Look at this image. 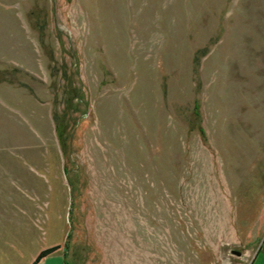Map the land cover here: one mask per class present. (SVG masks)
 Segmentation results:
<instances>
[{
	"label": "rangeland",
	"instance_id": "374dc122",
	"mask_svg": "<svg viewBox=\"0 0 264 264\" xmlns=\"http://www.w3.org/2000/svg\"><path fill=\"white\" fill-rule=\"evenodd\" d=\"M58 246L264 264V0H0V264Z\"/></svg>",
	"mask_w": 264,
	"mask_h": 264
},
{
	"label": "trees",
	"instance_id": "16d2710c",
	"mask_svg": "<svg viewBox=\"0 0 264 264\" xmlns=\"http://www.w3.org/2000/svg\"><path fill=\"white\" fill-rule=\"evenodd\" d=\"M60 249V247H53V248H49L44 250L43 252L40 253V255L37 257L36 261L33 264H40V262L45 259L46 257H48L49 255L54 254L55 252H57Z\"/></svg>",
	"mask_w": 264,
	"mask_h": 264
},
{
	"label": "crops",
	"instance_id": "0c3cea01",
	"mask_svg": "<svg viewBox=\"0 0 264 264\" xmlns=\"http://www.w3.org/2000/svg\"><path fill=\"white\" fill-rule=\"evenodd\" d=\"M43 252V251H42ZM55 254V253H54ZM54 254H52V255H49L48 257H46L45 259H43L41 262H40V264H45V262L51 257V256H53ZM40 255V254H39ZM38 255V256H39ZM38 256H36L33 260H32V264L35 262V260L37 259V257Z\"/></svg>",
	"mask_w": 264,
	"mask_h": 264
}]
</instances>
